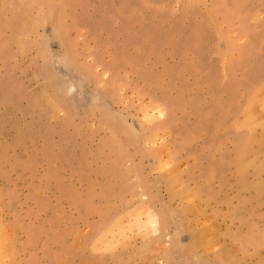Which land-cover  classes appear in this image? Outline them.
<instances>
[{"label": "rangeland", "instance_id": "obj_1", "mask_svg": "<svg viewBox=\"0 0 264 264\" xmlns=\"http://www.w3.org/2000/svg\"><path fill=\"white\" fill-rule=\"evenodd\" d=\"M0 264H264V0H0Z\"/></svg>", "mask_w": 264, "mask_h": 264}, {"label": "bare ground", "instance_id": "obj_2", "mask_svg": "<svg viewBox=\"0 0 264 264\" xmlns=\"http://www.w3.org/2000/svg\"><path fill=\"white\" fill-rule=\"evenodd\" d=\"M147 218H148V217H147ZM150 221H151V220H150V217H149L148 220H147L146 222L150 223ZM140 226H141V225H140Z\"/></svg>", "mask_w": 264, "mask_h": 264}]
</instances>
